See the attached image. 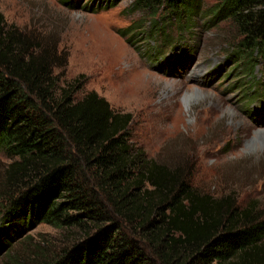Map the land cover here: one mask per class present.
Returning <instances> with one entry per match:
<instances>
[{"label":"trees","instance_id":"16d2710c","mask_svg":"<svg viewBox=\"0 0 264 264\" xmlns=\"http://www.w3.org/2000/svg\"><path fill=\"white\" fill-rule=\"evenodd\" d=\"M120 1L62 3L95 13ZM201 3L134 0L129 11L140 19L118 35L134 48L148 40L153 67L178 75L189 51L180 39L167 41L164 24L185 26ZM227 20L238 41L233 65L264 64V0L222 1L211 22ZM67 64L58 43L8 24L0 12V153L9 160L0 178L3 264H264L259 207L202 192L188 166L150 158L132 142L130 113L97 92L79 99L77 86L60 85L55 70ZM253 114L264 120V107ZM43 223L77 236L59 252L31 237L26 257L12 250Z\"/></svg>","mask_w":264,"mask_h":264},{"label":"rangeland","instance_id":"374dc122","mask_svg":"<svg viewBox=\"0 0 264 264\" xmlns=\"http://www.w3.org/2000/svg\"><path fill=\"white\" fill-rule=\"evenodd\" d=\"M133 1L88 13L62 0H0V12L8 24L56 42L67 53L66 69L55 70L62 87L77 86L79 99L97 92L117 112L130 113L132 142L150 158L188 166L202 192L233 195L238 205H255L264 214V137L255 140L264 134V120L253 114L264 107V64L255 62L252 70L245 62L233 65L235 30L228 20L211 22L224 0H202L200 15L185 26L165 20V38L184 41L190 60L178 75L161 74L153 67L148 40L134 48L118 35L140 19L139 12L129 11ZM8 163L0 153V178ZM76 236L37 224L12 250L26 257L31 237L59 252ZM6 255H0V264Z\"/></svg>","mask_w":264,"mask_h":264},{"label":"bare ground","instance_id":"6f19581e","mask_svg":"<svg viewBox=\"0 0 264 264\" xmlns=\"http://www.w3.org/2000/svg\"><path fill=\"white\" fill-rule=\"evenodd\" d=\"M192 96H193V95H192ZM257 136H258L259 139H258V140L255 139V140H256V141H262L261 138L264 137V134H257ZM257 143H258V142H257Z\"/></svg>","mask_w":264,"mask_h":264}]
</instances>
